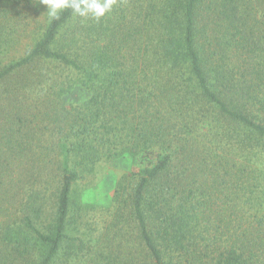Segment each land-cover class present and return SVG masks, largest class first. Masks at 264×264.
I'll list each match as a JSON object with an SVG mask.
<instances>
[{
  "label": "trees",
  "instance_id": "16d2710c",
  "mask_svg": "<svg viewBox=\"0 0 264 264\" xmlns=\"http://www.w3.org/2000/svg\"><path fill=\"white\" fill-rule=\"evenodd\" d=\"M39 13L32 48L0 67V264H264V0H115L99 20L0 0V47ZM38 134L41 181L24 164ZM125 155L114 224L69 233L82 168Z\"/></svg>",
  "mask_w": 264,
  "mask_h": 264
},
{
  "label": "rangeland",
  "instance_id": "374dc122",
  "mask_svg": "<svg viewBox=\"0 0 264 264\" xmlns=\"http://www.w3.org/2000/svg\"><path fill=\"white\" fill-rule=\"evenodd\" d=\"M45 19L46 17L39 13L37 16L33 17V22L29 27L24 21H22V23L8 22V25H5L6 28L3 32V38L6 44H4L2 48L0 47V67L7 66L12 59L20 58L32 48L35 42L34 37L40 31L39 24L40 22L41 24L44 23ZM36 28L38 29L35 31ZM8 39L10 40L9 43ZM49 69H53L54 73L58 71L52 64ZM55 75L57 76V74ZM84 97L85 93L80 87L75 88L72 94L66 96L67 99H74L76 101ZM6 99H8V82L0 87V108L3 106L2 104H7ZM42 99L41 94L35 91L31 92L29 96L25 98V101L31 105H37L36 103H40ZM46 140L51 142V138H49L48 135H35L33 142L30 140L33 144V152L35 154L29 155L27 159H24V164H28L29 158L33 160V168H31V166V169L28 168V170L30 171L29 174H33L38 181L43 180V175L46 176L48 174V170L43 169L38 158L39 147L43 142L46 143ZM135 164L136 159L133 156L125 155L111 160L103 159L86 168H82V176L74 185V196L77 204L72 213L75 218L69 228V233L75 231L77 234L82 235L83 240L86 242L96 241L107 233L108 228L114 224L112 222V215L114 213V195L118 183L122 177L128 175L134 169ZM11 173L17 176L22 174L23 171L15 170L11 171ZM26 181H28V178H26ZM18 189L20 194L23 195L26 193L27 186H20ZM55 189V184L50 182L48 186L49 201H47L45 207L43 221L50 220V214L54 211L51 193H53ZM100 246L101 248L103 247L102 244H100ZM37 257V253L34 252V259ZM62 262L63 264H68L64 262V260ZM71 264L82 263L73 262Z\"/></svg>",
  "mask_w": 264,
  "mask_h": 264
},
{
  "label": "clouds",
  "instance_id": "9594fccd",
  "mask_svg": "<svg viewBox=\"0 0 264 264\" xmlns=\"http://www.w3.org/2000/svg\"><path fill=\"white\" fill-rule=\"evenodd\" d=\"M115 0H43L50 19H58L65 9L80 17L99 20L112 10Z\"/></svg>",
  "mask_w": 264,
  "mask_h": 264
}]
</instances>
